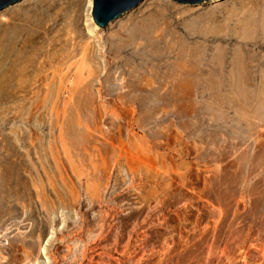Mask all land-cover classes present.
<instances>
[{"label": "rangeland", "instance_id": "1", "mask_svg": "<svg viewBox=\"0 0 264 264\" xmlns=\"http://www.w3.org/2000/svg\"><path fill=\"white\" fill-rule=\"evenodd\" d=\"M167 1L207 38L122 51L157 0L0 10L55 38L0 61V264H264V0Z\"/></svg>", "mask_w": 264, "mask_h": 264}, {"label": "bare ground", "instance_id": "2", "mask_svg": "<svg viewBox=\"0 0 264 264\" xmlns=\"http://www.w3.org/2000/svg\"><path fill=\"white\" fill-rule=\"evenodd\" d=\"M220 1L223 0H204L202 2L218 3ZM87 3L92 8V0H87ZM29 10L32 14L12 17L13 21L11 20L9 23L14 27L12 28L13 34L9 36L4 31V34L0 37V61L2 64L7 61L8 55H3V52L8 41H13L14 45L19 46L24 51L28 49L29 44L32 42L39 43L43 40H55L51 35L52 24L41 20L38 9L33 7ZM199 14L201 12L193 8H179L173 2L157 0L153 6L132 18L134 23L130 24L131 28L128 33L123 30L120 31V34H126L123 37L121 35L120 38L121 50L127 51L132 55L136 49L144 44H150L155 48L161 49L165 46L172 47L177 41L180 43L186 42L181 33L183 26L187 30L186 33H189L190 36L207 38L210 31L203 28L205 24H202L203 22L198 18ZM10 75L11 73L8 70L4 72L5 78L8 77L9 79Z\"/></svg>", "mask_w": 264, "mask_h": 264}, {"label": "water", "instance_id": "3", "mask_svg": "<svg viewBox=\"0 0 264 264\" xmlns=\"http://www.w3.org/2000/svg\"><path fill=\"white\" fill-rule=\"evenodd\" d=\"M18 0H0V10ZM141 0H92L91 14L96 24L104 28L111 20L135 7ZM180 3L197 4L204 0H175Z\"/></svg>", "mask_w": 264, "mask_h": 264}]
</instances>
